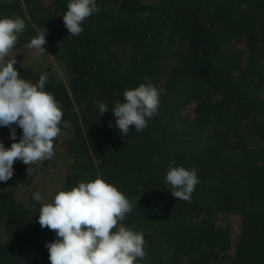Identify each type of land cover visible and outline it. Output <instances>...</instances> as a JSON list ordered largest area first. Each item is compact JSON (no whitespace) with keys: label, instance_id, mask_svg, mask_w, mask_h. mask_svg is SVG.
<instances>
[{"label":"trees","instance_id":"obj_1","mask_svg":"<svg viewBox=\"0 0 264 264\" xmlns=\"http://www.w3.org/2000/svg\"><path fill=\"white\" fill-rule=\"evenodd\" d=\"M68 3L0 0V18L25 22L13 49L46 29L70 78L66 85L14 64L32 84L47 76L45 91L63 111L59 126L76 127L61 191L99 177L124 193L132 210L117 227L145 241L136 264H264V0H96L99 11L78 36L63 22ZM145 77L163 89L159 107L144 130L130 126L122 136L111 110ZM96 102L109 111L100 115ZM0 128L10 139L15 128L11 140L20 141L17 125ZM170 164L197 170L190 201L172 196ZM27 167L14 163V173ZM35 192L23 204L0 188V264H50L46 245L57 236L41 228L45 201H34ZM229 215L241 218L236 238L218 223Z\"/></svg>","mask_w":264,"mask_h":264},{"label":"clouds","instance_id":"obj_2","mask_svg":"<svg viewBox=\"0 0 264 264\" xmlns=\"http://www.w3.org/2000/svg\"><path fill=\"white\" fill-rule=\"evenodd\" d=\"M97 11L96 0H69L63 22L70 35L81 34L82 22ZM24 29L25 22L19 17L0 18V126L11 128L15 124L22 129L18 143L6 148L0 142V182L12 178L17 160L29 166L51 159L53 142L61 132L63 111L53 94L45 91L47 76L40 75L38 82L32 84L20 77L14 67L15 58L5 61ZM45 32L46 29L28 44L37 55L46 53ZM145 81L126 90L124 102H117L111 110L122 136L128 135L130 126H134L135 132L144 130L148 119L157 112L163 89L158 90L147 77ZM96 103L100 115L109 111L105 103ZM10 135L15 141V128H11ZM32 171L27 167V175ZM164 179L172 196L184 201L191 200L199 183L195 168L171 164ZM32 199L40 202L42 196L35 192ZM131 210L132 204L125 194L99 177L59 191L52 202L42 203L39 210L41 228L53 230L57 236L46 245L50 264H136L138 258L147 255L143 233L117 227ZM114 228L117 230L113 231Z\"/></svg>","mask_w":264,"mask_h":264},{"label":"rangeland","instance_id":"obj_3","mask_svg":"<svg viewBox=\"0 0 264 264\" xmlns=\"http://www.w3.org/2000/svg\"><path fill=\"white\" fill-rule=\"evenodd\" d=\"M43 1L48 7H53L54 0ZM45 39L46 43L43 45L46 50L45 54L37 55L35 49H29L28 46H25L18 50L12 49L9 56L5 57V61L15 58V64L17 66L21 67L23 64V67L32 68L37 72L53 75L57 79L61 80L64 84L69 85L70 78L67 72L65 71L64 67L60 65L54 58L52 48L49 46L46 36ZM239 45L241 48L246 50L244 43H240ZM193 108L194 105L186 107L183 112L184 115L191 113ZM59 127L61 128V132L53 142L54 155L51 159L29 165L33 170L30 175H27V173L25 175H20L13 172L12 178H10L7 182H0V188L15 192V195L17 196L20 203L26 204L28 202L29 195L33 190L41 194L45 203L52 202L55 194L61 191L64 178L69 173V169L72 164V159L69 157L66 151L65 144L66 141L73 136L76 127L69 123H64ZM0 142H2L6 148H9L13 143V141L3 133L1 128ZM14 163L23 162L17 160ZM31 175L33 178L31 183L28 184L27 181ZM218 223L223 226L231 225L234 231V238H236L240 232L241 218L239 216H221L218 219Z\"/></svg>","mask_w":264,"mask_h":264}]
</instances>
